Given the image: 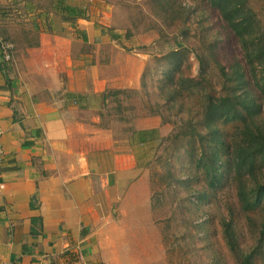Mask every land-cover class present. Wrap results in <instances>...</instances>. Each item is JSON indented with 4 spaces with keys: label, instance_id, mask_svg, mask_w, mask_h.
<instances>
[{
    "label": "crops",
    "instance_id": "obj_1",
    "mask_svg": "<svg viewBox=\"0 0 264 264\" xmlns=\"http://www.w3.org/2000/svg\"><path fill=\"white\" fill-rule=\"evenodd\" d=\"M13 3L12 60L0 52V264H137L161 127L111 119L109 91L138 87L144 54L102 20L74 18L71 0L0 8Z\"/></svg>",
    "mask_w": 264,
    "mask_h": 264
},
{
    "label": "rangeland",
    "instance_id": "obj_2",
    "mask_svg": "<svg viewBox=\"0 0 264 264\" xmlns=\"http://www.w3.org/2000/svg\"><path fill=\"white\" fill-rule=\"evenodd\" d=\"M52 2L43 0L44 5ZM71 2L89 17L102 20L101 25L115 29L122 46L144 54L138 87L109 91L114 98L111 119L128 120L133 127L154 116L161 127L147 162L152 221L140 218L136 222V263L239 264L224 234V223L231 222L239 247L256 249L253 264H264V246L258 251L264 199L244 207L237 177L238 172L245 175L247 190L255 187L256 180L264 182V160L257 159L253 174L245 166L240 169V161L234 162L233 155L234 144L238 149L241 141L243 118L229 113L221 116V111L206 108L210 95L219 97L227 91L246 95L252 89L258 98L263 96L264 56H256L249 70L243 39L207 0ZM248 4L264 25V0H248ZM15 8L14 3L7 12L0 8V36L5 39H11L7 32L16 26L12 17L18 24L21 21L17 20L21 9ZM252 36L258 34L245 39L250 41ZM236 63L246 70L242 78V73L233 74ZM254 72L257 77L252 79ZM243 117L248 118L249 113L244 112ZM255 119L264 130V113H257ZM218 137L226 149L218 166L221 180L212 186L206 159L200 161V157H218L212 141Z\"/></svg>",
    "mask_w": 264,
    "mask_h": 264
},
{
    "label": "trees",
    "instance_id": "obj_3",
    "mask_svg": "<svg viewBox=\"0 0 264 264\" xmlns=\"http://www.w3.org/2000/svg\"><path fill=\"white\" fill-rule=\"evenodd\" d=\"M210 4L216 8L221 13L223 20H225L234 33L243 39V44L245 46V55L247 58V65L250 70V65L256 56H264V26L257 12L248 4V0H207ZM64 9L68 13H73L74 18L79 17H88L86 11L78 6L65 5ZM258 34V36H252L250 41H247L246 36H251L252 34ZM233 74L238 75L244 73L246 70L239 63H236L232 66ZM252 69V67H251ZM223 74L228 77V73L223 71ZM252 79L257 77L256 72L251 74ZM237 77V76H235ZM243 81V80H242ZM256 91H249L246 95L235 93L234 95L231 91H227L219 97L210 95L208 97V103L206 108L209 110L221 111V116L225 113H229L233 118L241 117L244 120V124L241 127L242 134L240 137L239 147L234 148V162L237 161L240 165V169L245 166L246 168L251 169V174L254 173L257 164V159L260 157L261 160H264V130L261 125L255 119L257 113L263 115L262 108H264V92L263 96L259 97L256 95ZM242 110V111H241ZM245 110V111H243ZM248 112L249 117H243V113ZM215 138V137H211ZM214 147H216L215 154L218 157H200V161H204V165L207 168V173L210 178L212 186H216L221 180V173H219L218 166H221V157L224 154L225 145L221 137L218 139L212 140ZM260 163H263L260 161ZM238 194L240 199L243 201V206L249 208L253 206L252 204L257 201L259 203L264 199V182L256 180V185L254 188L247 190L246 189V178L245 175L241 177L240 172H238ZM256 197V200L252 201V198ZM224 234L227 240V243L230 245L233 252H235L239 257V264H253V256L256 249L250 251H244L238 245L236 240V231L234 230L231 222L224 223ZM261 241L258 246V251L261 250L264 246V223L261 233Z\"/></svg>",
    "mask_w": 264,
    "mask_h": 264
},
{
    "label": "built area",
    "instance_id": "obj_4",
    "mask_svg": "<svg viewBox=\"0 0 264 264\" xmlns=\"http://www.w3.org/2000/svg\"><path fill=\"white\" fill-rule=\"evenodd\" d=\"M15 51V43L10 39H5L0 36V52L2 59L4 61H10L13 58ZM2 135L3 131L0 127V172L2 169L3 164V157H4V149H3V143H2ZM1 264H12L10 261H3Z\"/></svg>",
    "mask_w": 264,
    "mask_h": 264
}]
</instances>
